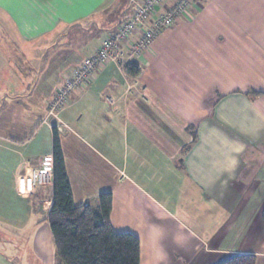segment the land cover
<instances>
[{
    "label": "crops",
    "instance_id": "0c3cea01",
    "mask_svg": "<svg viewBox=\"0 0 264 264\" xmlns=\"http://www.w3.org/2000/svg\"><path fill=\"white\" fill-rule=\"evenodd\" d=\"M136 1L0 0V264H56L53 185L19 189L53 156V126L75 204L111 192L113 229L139 238L140 264H264V95L248 94L264 91V0H196L140 57L124 41L59 125L48 117Z\"/></svg>",
    "mask_w": 264,
    "mask_h": 264
},
{
    "label": "trees",
    "instance_id": "16d2710c",
    "mask_svg": "<svg viewBox=\"0 0 264 264\" xmlns=\"http://www.w3.org/2000/svg\"><path fill=\"white\" fill-rule=\"evenodd\" d=\"M127 72L138 74L136 63L125 66ZM255 96L264 91H253ZM53 202L49 207L48 221L55 247L56 264H140L139 238L129 232H116L111 224L113 195L101 193L97 205L77 206L63 155L60 134L53 126ZM264 239V210L261 216ZM253 254H233L217 264H256Z\"/></svg>",
    "mask_w": 264,
    "mask_h": 264
},
{
    "label": "built area",
    "instance_id": "2783aa9c",
    "mask_svg": "<svg viewBox=\"0 0 264 264\" xmlns=\"http://www.w3.org/2000/svg\"><path fill=\"white\" fill-rule=\"evenodd\" d=\"M196 0H177L168 5V0H138L134 3L133 17L109 33L97 52L88 57L82 66L73 72L48 103V117L61 123L60 113L68 102L69 94L76 88L89 84L96 72L108 63H120L124 53L122 43L131 41V55L140 57L150 48L155 38L172 27L188 14ZM109 101V98H108ZM53 156H45L40 165L31 166L29 172L19 179V189L32 193L38 187L53 184ZM50 206L45 208H49Z\"/></svg>",
    "mask_w": 264,
    "mask_h": 264
},
{
    "label": "rangeland",
    "instance_id": "374dc122",
    "mask_svg": "<svg viewBox=\"0 0 264 264\" xmlns=\"http://www.w3.org/2000/svg\"><path fill=\"white\" fill-rule=\"evenodd\" d=\"M54 124H55V123H54ZM36 130H37V131H39V130H40V127H38ZM43 134H45V133H43ZM44 145H45V136H44V135H42L41 144H39V145H38V147H42V148H43V147H44ZM46 187H47V186H46ZM45 207H48V205H47V204H45V205H44V208H45ZM45 209H47V208H45Z\"/></svg>",
    "mask_w": 264,
    "mask_h": 264
}]
</instances>
